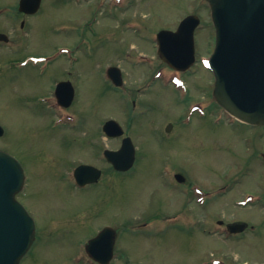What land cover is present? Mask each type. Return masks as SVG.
Wrapping results in <instances>:
<instances>
[{
  "label": "rangeland",
  "instance_id": "1",
  "mask_svg": "<svg viewBox=\"0 0 264 264\" xmlns=\"http://www.w3.org/2000/svg\"><path fill=\"white\" fill-rule=\"evenodd\" d=\"M94 1L99 4L96 10L91 0H43L37 14L24 17L32 32L17 48L0 47V125L5 129L0 149L23 167L25 185L17 199L36 225V242L20 264H87L88 243L106 226L118 231L113 264H264V127L195 122L181 128L175 141L158 142L153 121L160 123V111L164 115L160 104L166 106L167 100L155 90L145 94L155 109L138 118V129H131L140 131L136 143L145 152H138L133 170L116 173L99 153L120 146V141L103 136L107 120L115 119L130 131L123 89L108 80V67L121 68L128 83L133 77L147 78L149 66L133 67L136 55L147 54L161 64L154 54L155 34L176 27L190 14L201 19L196 56L206 61L216 37L208 5L203 0H128L130 9L125 10L120 2ZM18 3L0 0V31L7 33V19L19 17ZM133 19L141 29L126 31L125 24ZM91 20L97 30L91 47L62 53L69 60L55 59L59 49L78 45L80 33H87L85 22ZM28 54L36 56L34 66L19 65ZM191 72V100L204 102L207 90L214 87L210 71L199 64ZM66 80L75 89V100L69 111L62 112L54 93ZM217 108L210 110L213 118L221 112ZM82 164L101 169L103 177L99 184L78 190L70 179ZM163 166L170 177L179 171L197 182L202 200H214L205 207L195 204L179 228L136 235L132 227L139 221L154 218L149 231H155L165 214L174 215L181 206L164 186ZM165 176L169 178L168 171ZM220 220L255 228L224 240L213 229Z\"/></svg>",
  "mask_w": 264,
  "mask_h": 264
},
{
  "label": "water",
  "instance_id": "2",
  "mask_svg": "<svg viewBox=\"0 0 264 264\" xmlns=\"http://www.w3.org/2000/svg\"><path fill=\"white\" fill-rule=\"evenodd\" d=\"M41 1L21 0L20 11L36 13ZM208 1L216 28V48L211 59L216 77L215 98L240 119L264 125V0ZM199 24V17L191 15L182 21L176 32L161 31L158 35L161 58L179 69L194 64V33ZM112 71L116 72V69L112 68ZM67 90H70L67 99L71 101L73 90L70 85L62 84L58 88L62 104L66 99L61 93L65 94ZM104 130L110 137L124 133L113 120L106 123ZM3 133L0 126V136ZM134 153L131 140L125 139L119 151H107L106 155L117 170L126 171L133 164ZM75 176L84 184L98 180L101 172L90 166H81ZM23 184L21 164L10 154L0 151V264H20L35 240L34 221L16 200ZM243 229L244 225L237 226L235 232ZM101 238H97L91 248Z\"/></svg>",
  "mask_w": 264,
  "mask_h": 264
},
{
  "label": "flooded vegetation",
  "instance_id": "3",
  "mask_svg": "<svg viewBox=\"0 0 264 264\" xmlns=\"http://www.w3.org/2000/svg\"><path fill=\"white\" fill-rule=\"evenodd\" d=\"M89 2V1H88ZM95 1H93L94 3ZM97 5L98 3L95 2V9H97ZM125 10H129L130 7L126 6L124 8ZM24 17H28L25 16L21 13H19V17H11L8 18V26H9V30L7 31V33H9V35L7 33H4L3 31H0V34H7L9 36L8 38V42L6 43H0V47L3 45H12V48H17L20 45V42L24 39V36L26 37L28 35L29 32L31 31V28H29V30L27 29V22L24 19ZM128 23L125 24V30L126 31H139L141 29V24H137L139 23L137 20L133 19V20H129L127 21ZM94 23L92 20L90 22H85L84 26L86 25V31L87 33H80L79 37L77 38L78 40L80 39L79 43L77 46H73L71 47L72 49H67L65 51H63V53L66 52H70V53H78L79 51H81L84 47H91L92 43H93V37L97 36V30L94 27ZM30 26V25H29ZM27 29V31H25ZM169 30H176V28H170ZM25 31V33H23ZM147 31V30H145ZM11 35H13V38L11 37ZM86 35H88V39H86ZM82 36V37H81ZM85 36V37H84ZM81 37V38H80ZM154 47L156 48L154 50V54L158 55V49L156 44H154ZM62 56L66 57L69 60V57L65 54H63ZM132 56V54H131ZM137 58H139L138 60H136V63H134L133 67H140L143 68L144 66L148 67L149 66V71H150V75L147 78H135L133 77V79L131 80V82H125V84L127 85V87H125L123 94H124V98L127 101V105H128V125L130 127V131L126 130V135L115 139L114 141H120V146L122 145V142L124 140L125 137H130L131 141L135 147V164L133 166V168L137 165L138 163V152L140 153L139 155H144V153H142V150L138 147L136 141L139 139L138 136L140 135H136L137 132L140 133V131H135L131 130L132 127H136V129H138L140 127V125L137 123L138 118L142 117V116H147L148 117V113H150L151 110L155 109L156 105L152 102H150V100L148 98H146V95H148V93L150 91H153V93L155 92V90L157 91L158 96H161L163 94V96L166 98L167 100V104L166 106L164 104H160L161 107L164 108L163 112L164 115L162 114V111H160V123L157 122V120L153 121V124L155 126H153L152 128H154L155 131V127H156V134L155 136H157L160 140H157L158 142H164L165 140H172L175 141V138H177L179 136V134L181 133V128L182 129H187L189 126L196 125L195 122H200L202 124H213L214 122L217 123H221L223 122L224 124H230V122L233 124H235L236 127H238V129H241V127L246 126L247 128L253 130L258 128V126L255 125H248L242 121H239L237 119H235L234 117H232L229 113H227L224 109L220 108L214 100V89L211 87L210 90H207L206 93H208L209 97L208 99H206V101L202 102V101H192L191 100V95L189 93V76L192 73L191 71L197 66H193L191 67L189 70L187 71H179V70H174L173 68H171L167 63L163 62L162 60H160L161 64H157L155 61L152 62L151 65H146V61L144 60V58L146 56H148L147 54H142V53H138ZM34 57H36L33 54H28L26 55L24 58L19 59V65H22L24 63H26V66H33V59ZM158 57V56H157ZM78 59V58H77ZM75 62H78L79 59ZM132 64V63H131ZM191 72V73H190ZM158 74V75H157ZM211 74V78H208L210 80V82L214 85V77L212 72H210ZM171 75H176L177 80L179 79L180 82L183 81L184 87H185V93H183L182 91V86H180L179 81L176 80H172ZM135 79V80H134ZM64 82H70L69 80H66ZM71 83V82H70ZM139 83V85L137 87H135V84ZM207 87V86H206ZM75 90V89H74ZM75 93V91H74ZM75 97V95H74ZM75 100V99H74ZM130 101V103H129ZM214 104H216V107H218L217 109H219V111L222 112V114H217L214 118H213V114L210 112L211 109H213ZM182 106L184 107L183 109L186 111V113H182ZM193 108H195V110H193ZM197 108H200L203 110V113L200 115L195 114ZM165 109L169 112L166 113ZM172 110V112H174L173 115H170V111ZM180 110V113H178ZM195 111V112H193ZM196 118V119H195ZM221 118V119H220ZM232 118V119H231ZM198 119H200V121H198ZM155 123H159V125H156ZM193 125V126H194ZM233 126V125H232ZM175 134V135H174ZM174 135V137H173ZM119 146V147H120ZM118 147V148H119ZM118 148H114L115 150ZM163 170L165 172H163L164 175V179H163V183L164 186L167 188V190L171 193V195L176 196L177 201L181 202V206L179 207V211H173L174 215H169V213L165 214V216L162 217V219L164 218H173L174 219V224L173 226H158L159 230V234H161L162 232H165L167 229H172V228H179L180 225L182 224V217H185L184 215H187L186 213L189 212H193V208L195 207L194 205L197 204L198 202H200L201 206L200 207H205L208 203H211V201H213L212 199H205L202 201H199L198 196H197V182L193 181H188V179H186L184 176H182L183 174L181 172H177L174 171L173 173V177H170V170H168V168H166L165 166H163ZM168 171V175L169 178H167V176H165V173H167ZM101 180H99L96 184H99ZM92 185L95 184H88L85 185L83 187H75L78 190H85L88 189L89 187H91ZM185 196V199L182 198V196ZM263 199V198H262ZM149 223V222H147ZM238 222H233V223H225L224 221L220 220L218 225H219V229H221L224 232H228L230 230V227L232 224H236ZM110 228L111 232L104 235L101 244H103L104 248H110L111 247V243L116 242V239L118 237V231L113 229L110 226H106L104 228H102L101 231H99L93 238L97 237L103 230ZM147 225H144L138 229L140 230H135L132 231L134 232L136 235H144L147 234V236L152 234H155V232H150L147 231L145 229H147ZM253 229V228H252ZM230 236H233L230 234ZM103 254V253H102ZM105 254V252H104ZM115 259V258H114ZM113 261V260H112ZM111 261V263H112ZM87 264H98L97 261L93 260L92 258H90L89 256L86 258V262ZM110 263V264H111ZM142 264V263H141Z\"/></svg>",
  "mask_w": 264,
  "mask_h": 264
},
{
  "label": "bare ground",
  "instance_id": "4",
  "mask_svg": "<svg viewBox=\"0 0 264 264\" xmlns=\"http://www.w3.org/2000/svg\"><path fill=\"white\" fill-rule=\"evenodd\" d=\"M214 200V199H213Z\"/></svg>",
  "mask_w": 264,
  "mask_h": 264
}]
</instances>
